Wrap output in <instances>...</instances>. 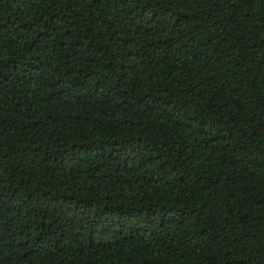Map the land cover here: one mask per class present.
Segmentation results:
<instances>
[{"label": "trees", "instance_id": "trees-1", "mask_svg": "<svg viewBox=\"0 0 264 264\" xmlns=\"http://www.w3.org/2000/svg\"><path fill=\"white\" fill-rule=\"evenodd\" d=\"M0 264H264V0H0Z\"/></svg>", "mask_w": 264, "mask_h": 264}]
</instances>
